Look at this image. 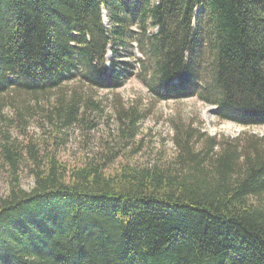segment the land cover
<instances>
[{
    "label": "trees",
    "instance_id": "16d2710c",
    "mask_svg": "<svg viewBox=\"0 0 264 264\" xmlns=\"http://www.w3.org/2000/svg\"><path fill=\"white\" fill-rule=\"evenodd\" d=\"M135 25L157 98L199 95L221 119L264 125V0H0V96L78 76L121 87ZM78 115L75 100L60 114ZM182 131L174 158L138 165L121 141L70 162L58 133L23 145L0 128V264H264V146L195 150Z\"/></svg>",
    "mask_w": 264,
    "mask_h": 264
},
{
    "label": "rangeland",
    "instance_id": "374dc122",
    "mask_svg": "<svg viewBox=\"0 0 264 264\" xmlns=\"http://www.w3.org/2000/svg\"><path fill=\"white\" fill-rule=\"evenodd\" d=\"M105 24H109L106 17ZM133 29L132 47L123 50L122 56L133 63L134 73L121 87L99 89L78 76L36 96L10 90L0 96V128L9 129L23 145L43 142V139L49 141L58 133L63 138L59 140V154L70 162L78 160L86 148L90 150L104 144L117 146L120 141L124 145L122 156L138 165L172 159L180 150L176 141L178 129L183 130L181 134L184 130L191 131L195 150L206 148L209 139L237 142L241 146L257 141L264 146V125L243 126L221 119L216 105L199 95L157 98L149 87L151 61L140 52L137 41L143 29L138 25ZM151 31L149 28L147 33ZM111 57L109 53L108 59ZM207 66L206 62L205 68ZM74 100L79 106L78 120L64 125L60 114ZM132 116L136 117L133 122ZM86 125L90 129H85ZM128 130L131 135L124 143ZM219 150L220 147L215 148ZM207 151L210 150L207 148ZM3 173L0 165V195L6 192ZM21 183L30 190L34 179L23 174Z\"/></svg>",
    "mask_w": 264,
    "mask_h": 264
}]
</instances>
